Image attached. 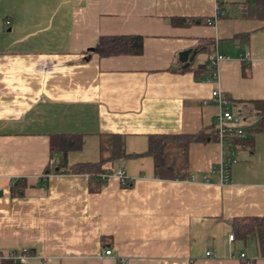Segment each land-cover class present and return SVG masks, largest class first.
Returning <instances> with one entry per match:
<instances>
[{
    "label": "crops",
    "instance_id": "crops-1",
    "mask_svg": "<svg viewBox=\"0 0 264 264\" xmlns=\"http://www.w3.org/2000/svg\"><path fill=\"white\" fill-rule=\"evenodd\" d=\"M243 2L226 1L212 23L174 25L214 16L217 0H0L1 254L27 250L20 264H264L256 238L233 231L234 218L264 215V130L220 142L211 99L214 88L227 94L244 128L259 119L264 20L242 16ZM124 34H141L140 54L93 51L101 35ZM201 38L214 47L203 51ZM187 48L192 59L179 60ZM198 63L213 68H186ZM200 131L189 177H157L149 135ZM67 133L82 139L69 163L99 161L101 137L119 135L125 155L102 167L122 168L129 183L44 175L59 155L50 137ZM20 179L25 192L13 195Z\"/></svg>",
    "mask_w": 264,
    "mask_h": 264
},
{
    "label": "trees",
    "instance_id": "trees-1",
    "mask_svg": "<svg viewBox=\"0 0 264 264\" xmlns=\"http://www.w3.org/2000/svg\"><path fill=\"white\" fill-rule=\"evenodd\" d=\"M217 9H222L225 2L217 0ZM241 5V13L244 17H258L264 20V0L244 1ZM227 12L218 14L217 17H224ZM172 23L178 25H186L192 23H209L204 17H185L173 16ZM246 36V35H245ZM244 36V37H245ZM200 48L204 50H211L214 47V40L212 38H201ZM93 51L98 56H107L119 53L140 54L143 47V38L141 34H124V35H101L92 45ZM186 68L194 69L196 72L211 71L213 67H208L206 63H198L195 67L188 65ZM256 113L259 114L258 121L252 126L244 128V135L225 134V138L229 137L231 141L247 142L250 140V133L257 130H264V99L253 101ZM208 134L200 131L196 133H153L148 137L147 153L150 154L153 160V167L155 175L160 178H188L190 171L188 170V146L193 141L205 140ZM211 135V134H210ZM233 137V138H232ZM236 137V138H235ZM234 141V143H235ZM82 139L80 134H55L50 137V156L54 152H58V159L56 165H48L44 171V175L50 172L57 173H86L93 182L104 181L103 173L111 174L115 170L105 171L102 163L112 160L115 157L125 155V145L122 138L117 134H107L101 137V157L96 162H79L69 163L67 161V154L70 149L80 148ZM129 183V182H128ZM24 180H18L11 186L13 195L24 193ZM233 231L237 237L245 238L253 235L256 238L257 252L260 257H264V215H248L240 216L233 219ZM233 235V234H232ZM19 260L14 261L9 257L0 258V264H20Z\"/></svg>",
    "mask_w": 264,
    "mask_h": 264
},
{
    "label": "built area",
    "instance_id": "built-area-1",
    "mask_svg": "<svg viewBox=\"0 0 264 264\" xmlns=\"http://www.w3.org/2000/svg\"><path fill=\"white\" fill-rule=\"evenodd\" d=\"M222 14L224 13L223 9H216V13L214 14V16L210 17L208 20L209 23H212L214 21V19L218 18L217 15L218 14ZM7 24L9 22V20L7 19L5 21ZM224 55L223 54H216L215 55V59L214 61H212V64L215 65L216 62H218V60L223 59ZM211 99L215 101V103L218 105L219 107V116H218V123H217V134L219 137L220 142H225V134H238V135H244V127L240 126V122H241V113H239L237 110H235V108H233V100H231V98L225 94L224 92H222L221 90H218V88H214L211 91ZM235 157L231 154H229V156H227L226 158H224L222 160V163L220 164V170H222L221 174H222V180L226 181L229 175V167L231 165V163L235 160ZM112 174H116L117 176L120 177V179L122 180V182H128V178L125 176V173L123 171L122 168H118L116 169L114 172H112L111 174L109 173H103V177H107V176H111ZM230 238L233 237L232 234L229 235ZM27 252V250H22L21 252H15L14 250H11L5 254H1L0 253V258L2 259V257H9L12 258L14 261L16 260H20L22 258V256ZM105 253H111V249L110 248H105L104 249ZM209 253V252H207ZM244 252H242L240 254V256H244Z\"/></svg>",
    "mask_w": 264,
    "mask_h": 264
},
{
    "label": "water",
    "instance_id": "water-1",
    "mask_svg": "<svg viewBox=\"0 0 264 264\" xmlns=\"http://www.w3.org/2000/svg\"><path fill=\"white\" fill-rule=\"evenodd\" d=\"M191 49H184L179 51L178 53V59L181 61H188L189 59H192V56H190Z\"/></svg>",
    "mask_w": 264,
    "mask_h": 264
},
{
    "label": "rangeland",
    "instance_id": "rangeland-1",
    "mask_svg": "<svg viewBox=\"0 0 264 264\" xmlns=\"http://www.w3.org/2000/svg\"><path fill=\"white\" fill-rule=\"evenodd\" d=\"M226 1H228L230 3H234V2H236V3H239L240 2L241 3L242 1H247V0H223V2H226ZM248 1H250V0H248ZM211 54H212V52H209L206 55L209 56ZM241 121H242V116H241Z\"/></svg>",
    "mask_w": 264,
    "mask_h": 264
}]
</instances>
